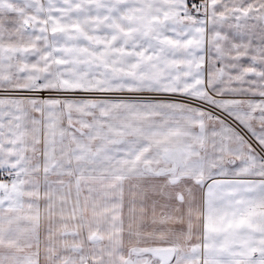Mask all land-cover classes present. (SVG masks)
Returning a JSON list of instances; mask_svg holds the SVG:
<instances>
[{
	"label": "crops",
	"instance_id": "1",
	"mask_svg": "<svg viewBox=\"0 0 264 264\" xmlns=\"http://www.w3.org/2000/svg\"><path fill=\"white\" fill-rule=\"evenodd\" d=\"M189 1L98 0L115 54L99 89L137 97L0 101V264H264V164L173 99L208 101L264 146L263 52Z\"/></svg>",
	"mask_w": 264,
	"mask_h": 264
},
{
	"label": "rangeland",
	"instance_id": "2",
	"mask_svg": "<svg viewBox=\"0 0 264 264\" xmlns=\"http://www.w3.org/2000/svg\"><path fill=\"white\" fill-rule=\"evenodd\" d=\"M208 3L207 15L195 16L197 19L208 24V28L224 32L228 45L249 42L250 46H258L264 57V0ZM98 6V0H0V101L65 98L96 103L137 97L99 89L107 83L106 79L111 80L108 72L112 71L104 66H112L115 54L111 27L98 22ZM258 64L257 72L250 73H259L258 82L262 85L257 88L261 91L264 58ZM123 79L128 78L116 76V81ZM173 99L211 117L209 108L220 110L208 101Z\"/></svg>",
	"mask_w": 264,
	"mask_h": 264
},
{
	"label": "built area",
	"instance_id": "3",
	"mask_svg": "<svg viewBox=\"0 0 264 264\" xmlns=\"http://www.w3.org/2000/svg\"><path fill=\"white\" fill-rule=\"evenodd\" d=\"M188 9L195 15L206 16L209 10L208 0H190L188 2ZM210 110V111H209ZM208 111L213 117L219 119L231 129H233L242 139H244L251 151H253L261 162L264 163V147L260 145V142L252 136L240 123L229 115L223 113L220 110L209 108ZM7 177V175H4Z\"/></svg>",
	"mask_w": 264,
	"mask_h": 264
},
{
	"label": "water",
	"instance_id": "4",
	"mask_svg": "<svg viewBox=\"0 0 264 264\" xmlns=\"http://www.w3.org/2000/svg\"><path fill=\"white\" fill-rule=\"evenodd\" d=\"M150 253L159 260V264H168L172 256L167 251H151Z\"/></svg>",
	"mask_w": 264,
	"mask_h": 264
}]
</instances>
